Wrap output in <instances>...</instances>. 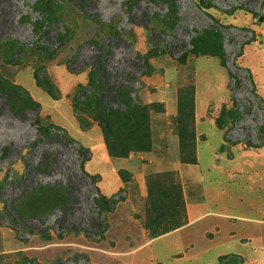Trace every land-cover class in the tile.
Masks as SVG:
<instances>
[{
    "label": "rangeland",
    "instance_id": "1",
    "mask_svg": "<svg viewBox=\"0 0 264 264\" xmlns=\"http://www.w3.org/2000/svg\"><path fill=\"white\" fill-rule=\"evenodd\" d=\"M99 60L139 112L109 133L99 101L74 106ZM247 69L264 99V0H0V264H264V104ZM7 91L40 103L39 122ZM70 184L69 210L45 192L22 212L30 191ZM97 188L124 197L107 217Z\"/></svg>",
    "mask_w": 264,
    "mask_h": 264
},
{
    "label": "trees",
    "instance_id": "2",
    "mask_svg": "<svg viewBox=\"0 0 264 264\" xmlns=\"http://www.w3.org/2000/svg\"><path fill=\"white\" fill-rule=\"evenodd\" d=\"M74 2V1H73ZM75 3V2H74ZM76 4V3H75ZM78 8L81 9V7L79 5H77ZM97 46L100 47L101 49H103L102 45L100 43H97ZM225 64H226V60H225ZM248 73H249V78L251 80L252 83V92L254 94L255 97L259 98L260 101L264 104V99L263 97H261L259 95V93L256 90V85L253 81V77L251 75V72L249 69ZM93 72L96 76L95 80H90L89 82V86L92 89V92L90 93H85L83 91H85L86 87L85 86H80L79 92L77 94L76 99L74 100V106L77 108V103L79 102H83V101H87L91 98H95L97 101H99L101 107H102V111L99 113L100 115V122L102 123V125L104 126V128H106V132H110L111 130H113V127L111 128V124L108 125L105 121H109L110 119H108V117H112V116H116L117 113H121V114H129V120L132 119H136L139 116V112L137 109V106H132L134 105V99L130 94V90L128 87L125 86H121L119 87V89L114 90V88L110 85L109 82V75L107 74V70L106 67L103 63L102 60H99L97 62V64L93 67ZM231 77L234 79V83L233 85H230V89L232 91H234L237 87V85H240V80L237 78V74L234 72H230ZM37 82L41 83V79L39 77H37ZM46 90L49 92V94L58 99L60 98L61 95H57L54 88L51 86H48L46 88ZM24 92V91H23ZM22 92V98H21V104L22 106H17L15 105V103H13L11 101V92L9 93V91H7L6 93L9 96V104L10 107L16 111L19 110H25V109H40L41 108V104L34 101L31 96L28 93H23ZM113 94L112 96L114 97V99L119 102V106H114L110 100H109V95ZM120 105H122L120 107ZM103 112V113H102ZM235 112L238 114L239 117H243L244 113L241 111V109H239L238 104L236 103L235 106ZM39 110L37 113V122H39L38 118H39ZM78 119L80 120L81 123L84 122V119L82 117H80V115L78 114ZM40 131V130H39ZM40 141L42 139H46V138H53L54 137V132L52 130H49L46 134L40 132ZM107 136V135H106ZM67 138V137H66ZM108 146L109 143L107 142ZM80 153H82L83 155H86V157L84 158L83 161H81L80 163V168L82 170V172L87 175L88 177H90L93 181H95V178L93 177V175L87 173L85 171L84 165L85 163L91 158V153L89 152L88 149H85L83 147L79 148ZM57 161V156L55 155H48L45 157L43 163H42V167L44 170H48L50 167H54L55 163ZM98 180L100 181V176H97ZM95 183H97L95 181ZM74 189L75 187L70 184L68 187L64 186V187H60V186H56V185H48V186H40L37 187L36 190H32L29 192V197L30 200L28 202H24L23 208H22V212L24 214H28V215H34V216H38L39 211L42 210L43 206H42V202L41 199L43 197V194L45 192H52L55 193L56 195L59 196L60 200H61V205H59V208H63L64 210H69L71 202L74 200L73 193H74ZM98 191L99 188H97ZM124 197L121 195H115L113 198H107L101 191H100V195L99 198H97L96 203L97 206L99 207L100 210V215H102L103 217H107V215L112 212L115 209V206L117 204V202L121 201ZM244 264V258L241 255H225L222 256L220 258V264Z\"/></svg>",
    "mask_w": 264,
    "mask_h": 264
},
{
    "label": "crops",
    "instance_id": "3",
    "mask_svg": "<svg viewBox=\"0 0 264 264\" xmlns=\"http://www.w3.org/2000/svg\"><path fill=\"white\" fill-rule=\"evenodd\" d=\"M118 184H119V186H121V182H120V180L118 179ZM250 263V262H249Z\"/></svg>",
    "mask_w": 264,
    "mask_h": 264
}]
</instances>
